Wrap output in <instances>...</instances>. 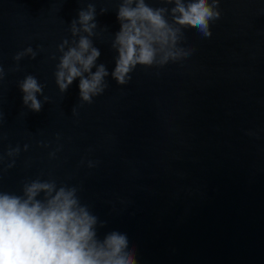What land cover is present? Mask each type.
<instances>
[{"label":"water","instance_id":"95a60500","mask_svg":"<svg viewBox=\"0 0 264 264\" xmlns=\"http://www.w3.org/2000/svg\"><path fill=\"white\" fill-rule=\"evenodd\" d=\"M120 3L0 0V191L75 188L98 237L126 232L138 264H264V0H219L210 37L183 29L188 55L138 65L124 85L111 76ZM89 4L109 72L91 103L79 78L61 92L55 76ZM28 75L43 86L39 112L22 101Z\"/></svg>","mask_w":264,"mask_h":264},{"label":"clouds","instance_id":"9594fccd","mask_svg":"<svg viewBox=\"0 0 264 264\" xmlns=\"http://www.w3.org/2000/svg\"><path fill=\"white\" fill-rule=\"evenodd\" d=\"M164 3L173 6L153 8L146 0H121L117 10L120 30L112 43L117 57L111 76L118 84H126L138 65L163 66L188 55L190 49L177 47L182 30L195 28L210 37V21L221 15L219 0ZM95 18L92 4L79 11L78 19L71 22V33L79 39L71 45L65 40L59 46L62 56L55 73L61 92L79 78L80 99L88 103L103 93L109 75L104 64L97 65L101 52L89 39L97 27ZM26 53L35 56L31 48ZM26 53H19L16 59ZM19 87L23 104L31 111H41L37 97L43 94V86L37 79L28 75ZM97 224L98 218L80 203L75 188L37 179L23 185L22 195L0 191V264H138L126 232L111 231L100 239Z\"/></svg>","mask_w":264,"mask_h":264}]
</instances>
